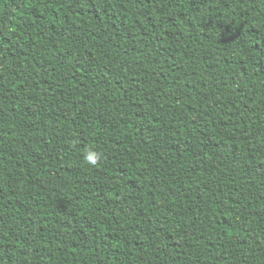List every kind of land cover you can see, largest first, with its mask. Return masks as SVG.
<instances>
[{
    "label": "trees",
    "instance_id": "16d2710c",
    "mask_svg": "<svg viewBox=\"0 0 264 264\" xmlns=\"http://www.w3.org/2000/svg\"><path fill=\"white\" fill-rule=\"evenodd\" d=\"M0 264H264V0H0Z\"/></svg>",
    "mask_w": 264,
    "mask_h": 264
},
{
    "label": "clouds",
    "instance_id": "9594fccd",
    "mask_svg": "<svg viewBox=\"0 0 264 264\" xmlns=\"http://www.w3.org/2000/svg\"><path fill=\"white\" fill-rule=\"evenodd\" d=\"M87 159L89 160L90 163L95 164L97 157H95L94 155H89Z\"/></svg>",
    "mask_w": 264,
    "mask_h": 264
}]
</instances>
